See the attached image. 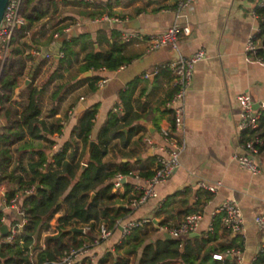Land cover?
I'll return each mask as SVG.
<instances>
[{
    "label": "crops",
    "instance_id": "1",
    "mask_svg": "<svg viewBox=\"0 0 264 264\" xmlns=\"http://www.w3.org/2000/svg\"><path fill=\"white\" fill-rule=\"evenodd\" d=\"M57 2V17L41 20L34 27V36L27 41L30 47L26 49V67L22 83L15 89L13 97L19 99L24 87L32 82L33 86L44 88L41 96V118L50 122L53 118L46 116L47 111L51 107L57 109L54 118L60 119L62 127L60 132L53 131L47 135L54 142L50 157L70 139L71 131L83 112L97 104L90 134V141H95L97 131L105 122L108 112L112 108L122 109L119 93L128 90L129 85L138 79L129 103L132 111L140 116L134 124L139 130L133 132L130 144L125 148L117 139L119 149L110 150L104 161L122 168H132L134 172L153 171L155 156L159 152L151 148L150 142L164 144L159 129L161 126L172 128L171 115L164 105L172 95L174 87L171 73L164 67L149 79L142 75L156 66H164L173 59L187 57L200 49L206 54L205 59L195 64L191 85L185 97L183 129L176 131L177 136L184 142L179 165L165 183L156 187L157 197L149 199L137 209H131L127 202L130 197L137 195L135 188L143 186L141 179L145 178L140 177L138 180L128 176L123 181L117 195L122 197L119 201L130 213L118 220L119 226L112 230L108 239L92 247L91 254L96 258L94 264H113L115 260L125 257L129 259L128 264H181L179 252L182 245L193 238L207 240L210 235L213 239L206 244L205 250L219 249V246L237 238L235 243L240 246V260L236 262L234 258H224L234 261L235 264H252L261 245V236L254 219L264 215V153H259L258 173L240 167L232 155L242 152L241 144L245 141L243 131L238 129L239 107L236 97L247 94L255 106L264 100V66L245 59L247 39L255 38L259 34L258 19L254 12L257 0H195L191 9H184L179 13L176 10L177 0ZM96 9L101 14L93 18L83 14L84 11ZM105 16L110 19L117 18L121 22L105 20ZM56 20L60 21L58 26L64 25L62 31L66 41H70V36L87 34L93 43L99 41L102 49L109 48V43L112 42L111 32L116 29L122 39L128 42L124 52L133 57L127 64L112 70L100 67L81 72L79 67L84 51L82 42H78L69 55V63L55 72L57 64L54 59H58L56 52L61 44L55 41V33L53 39H49V26ZM174 22L190 28L188 35H179L177 49L162 47L150 50L148 38ZM125 23L129 26H122ZM41 24H45L44 32L39 29ZM68 28L69 32H64ZM123 32L139 34L143 38L134 36L125 39ZM94 48L98 49L99 45L95 43ZM46 54L51 57L47 58ZM94 76L107 78V82L98 86L97 81L96 89L92 91L89 81L85 79ZM105 88L110 89L106 91ZM123 130L127 131L126 128ZM86 154H89L88 147ZM49 162L53 160L49 159ZM110 183L113 185V178ZM202 183L216 188V191L211 193L201 188L199 185ZM125 184L130 187L127 194ZM6 190L4 185L0 186V211L3 213L2 225L9 229L12 224L21 222L22 216L18 210L21 209L19 197L17 210L6 205ZM228 200L237 204L242 215L241 233L236 236L231 235L228 230L225 231L220 222L219 210ZM190 213L200 216L198 229L193 233L196 236L181 235L175 239L160 231L161 228H166L164 226H177ZM59 214L50 222L49 230L35 236L33 246L38 249L31 253L33 259L44 248L46 236L54 231ZM139 219L150 220L151 227L145 228L146 237L137 252L126 255L128 245H122L125 238H122L121 228ZM95 233L97 238L99 230ZM5 237L0 232V244ZM134 243L131 242L130 245ZM233 246L229 250L238 249L235 248L236 245ZM226 252L214 253L212 257L224 256ZM75 264L90 262L88 259H81Z\"/></svg>",
    "mask_w": 264,
    "mask_h": 264
},
{
    "label": "trees",
    "instance_id": "2",
    "mask_svg": "<svg viewBox=\"0 0 264 264\" xmlns=\"http://www.w3.org/2000/svg\"><path fill=\"white\" fill-rule=\"evenodd\" d=\"M58 4L55 0H23L21 14L26 25L13 33L9 41V53L2 64L0 60V67H2L0 76L2 90L0 96V186L4 185L7 189L6 205H9L12 199L19 197L20 207L24 211L26 221L11 244H0V264H53L59 261L65 251L79 248L83 244H90L96 239L95 232L101 226H105L110 231L114 230L116 222L130 213L119 201L122 197L112 193L113 185L110 179L116 173L127 175L133 170L113 165L104 159L110 150L119 149L117 139H119V144L125 148L130 144L133 132L139 130L134 124L140 116L132 111L129 103V97L138 79L129 85L128 90L119 93L122 109L112 108L108 112L105 122L97 131L95 143L89 154L86 153L91 140L90 134L98 108L97 104L88 107L83 112L71 131L70 139L50 157L49 153L53 151L54 142L47 135L53 131L60 132L62 122L54 118L57 110L55 107H51L46 113V116L53 118L50 122L41 118V96L44 88L33 86L31 82L24 87L19 99L13 98L15 89L22 83L26 67L28 57L26 49L30 47L27 41L34 36V27L39 25L41 20L47 17L49 19L57 17ZM84 6L88 7L86 4ZM254 12L259 24V34L254 38L258 47L257 55L264 58V7L255 6ZM83 14L93 18L100 15L101 11L97 9L84 11ZM59 22L56 20L49 26L51 30L49 39H53V34L58 33L55 41L57 44L66 46L64 56L54 59L57 64L55 72L62 69L64 64L69 63V55L72 54L73 47L78 42H82L81 47L84 51L79 67L81 72L100 67L112 70L127 64L133 57L124 52L128 42L122 39L120 32L116 29L111 32L112 42L109 43V48H100V42L97 41L95 43L99 45V48L95 49V43L89 40L87 34L77 37L70 36V41H66L62 31L64 25L58 26ZM44 27L45 24L39 26L41 32H44ZM99 79L98 76H94L85 80L89 81V87L93 91ZM259 122L256 130H245L242 136L244 140L258 137L260 139L259 153H264V110ZM124 128L127 129L126 132ZM85 155L87 156L84 159ZM49 159L53 162H49ZM82 162L86 165L83 172L78 175L77 172ZM137 172L140 177L147 178L152 175L153 171ZM31 188H34L32 194H24V191ZM124 188L127 194L130 187L125 184ZM57 214L59 215L56 218L54 231L46 236L44 248L33 259L31 253L38 249L33 246L35 236L42 231L49 230L50 222ZM187 215L189 214L184 217ZM2 218L3 213L0 211V227ZM151 224L150 222L136 228L125 237L122 245H128L126 255L137 252L146 237L145 228L151 227ZM159 226L163 227L162 224ZM73 228L84 230V234L72 232ZM131 239L132 241L129 242ZM212 239L213 236L210 235L207 240L193 238L185 242L179 252L181 264H235L227 258L221 261L215 260L212 255L226 252L234 247L233 245L239 249V244L235 243L238 239H231L230 243L219 246V249L205 250L206 244ZM191 241L194 242L191 243ZM131 242L135 243L130 245ZM176 243L181 247L179 242L176 241ZM128 260L126 257L120 258L113 264H128ZM252 264H264V249L256 255Z\"/></svg>",
    "mask_w": 264,
    "mask_h": 264
},
{
    "label": "built area",
    "instance_id": "3",
    "mask_svg": "<svg viewBox=\"0 0 264 264\" xmlns=\"http://www.w3.org/2000/svg\"><path fill=\"white\" fill-rule=\"evenodd\" d=\"M23 0H8L4 9L2 20L0 22V60L1 64L4 62L5 58L9 53V41L13 33L26 25V21L21 14ZM58 1V0H56ZM195 0H177L176 10L178 13L184 9H191ZM256 7H264V0H257ZM105 20H114L115 22H121L117 18L110 19L105 16ZM64 32H69V28L65 29ZM190 28L188 25H179L174 22L171 26L161 31L160 33L151 35L148 38V45L150 50H157L162 47H170L171 49H177L178 39L180 34L188 35ZM125 39L131 37L143 38L139 34H134L132 32H123ZM58 37V33L54 34V38ZM66 46L61 45V47L56 52L58 58L64 56ZM257 45L253 37L247 39L245 45L246 61L256 62L264 66V58L257 55ZM47 58L51 56L49 54L45 55ZM206 58V54L203 49L193 52L187 57H178L171 60L164 66H156L151 71L145 72L142 76L143 78L149 79L155 76L160 68L164 67L168 69L172 76V85L174 91L170 98L165 102V108L171 115V126H161L159 133L164 140V144H153L150 142L152 149L157 150L159 153L156 154V164L153 169L152 175L145 179H141L138 172L131 171L127 175L122 173H116L113 177V187L112 193L117 194L119 189L122 187L123 181L128 177L132 176L138 180L143 181V186L135 188L137 195L129 198L127 205L131 209H137L143 204H145L149 199H155L157 197L156 187L160 184L165 183V181L171 176L173 171L179 165V156L184 149V142L182 138H179L176 131L183 129V119L185 113V97L188 89L190 88L193 71L195 64ZM0 67V76H1ZM93 69V68H91ZM103 69V68H102ZM107 82V78H101L98 80V86H103ZM2 95V90L0 88V96ZM237 105L239 107L238 113V129L240 131L245 130H256L259 125V120L264 110V100L258 103L256 106L254 102L247 94H239L236 97ZM1 124V119H0ZM260 139L254 137L245 140L241 144L242 152L234 153L232 158L237 161L240 167L245 168L252 173H258L260 171V158L258 144ZM57 148V146H56ZM58 150H60L58 148ZM201 188L208 190L211 193L216 191V188L206 186L205 184L199 185ZM34 192V188L24 191V194L29 195ZM9 206L13 210H17L18 200L17 198L12 199L9 202ZM22 220L19 223H14L8 229L7 235L2 241V244H11L16 236L20 233L23 226L26 224L24 219V211L18 209ZM221 214V225L229 231L231 235H238L241 233L242 229V215L237 204L233 201H225L220 208ZM3 223V221L1 220ZM148 219H139L127 223L121 228L122 238L127 237L134 229L142 227L145 224L150 223ZM200 222L199 214H189L184 217L183 221L177 227L170 229L161 228V232H166L171 238H178L181 235H190L196 232ZM254 222L261 236V245L259 252L264 249V215L256 216ZM120 224L119 221L116 222V227ZM211 230V229H210ZM84 231V230H83ZM110 230H107L105 226L99 228V236L94 239L90 244H83L79 248H72L65 251L58 262L53 264H75L81 259H88L90 264H94L95 256L91 254L92 247L98 245L102 240H106L111 235ZM240 250L232 249L226 252L224 256L214 255L213 259L222 260L224 257L234 258L236 262L240 260Z\"/></svg>",
    "mask_w": 264,
    "mask_h": 264
},
{
    "label": "water",
    "instance_id": "4",
    "mask_svg": "<svg viewBox=\"0 0 264 264\" xmlns=\"http://www.w3.org/2000/svg\"><path fill=\"white\" fill-rule=\"evenodd\" d=\"M7 1H8V0H0V22H1V20H2V16H3L4 9H5V6H6V4H7ZM125 25H126V26H129L128 23H125V24H123L122 26H125ZM150 126H151V125H149V127H150ZM94 143H95V141H90V142H89V145H88V151H89V152L91 151V149H92ZM149 152H151V151L149 150ZM84 168H85V164H81V166H80V168H79L77 174L80 175V174L83 172ZM59 203H60V201H59ZM7 231H8V228H7L6 225H2V226L0 227V232H1V234H2L3 236H6V235H7ZM71 231H72V232H77V233H83V230H82V229H77V228H73ZM196 235H197V234H191L190 237H193V236H196ZM167 237H168V236H167Z\"/></svg>",
    "mask_w": 264,
    "mask_h": 264
},
{
    "label": "rangeland",
    "instance_id": "5",
    "mask_svg": "<svg viewBox=\"0 0 264 264\" xmlns=\"http://www.w3.org/2000/svg\"><path fill=\"white\" fill-rule=\"evenodd\" d=\"M120 75V74H119ZM109 84H111V82L109 83ZM106 89V88H105ZM110 88H108V90H109ZM107 89H106V91H108ZM104 111V109H103V107L101 108V112H103ZM21 197V196H20Z\"/></svg>",
    "mask_w": 264,
    "mask_h": 264
}]
</instances>
